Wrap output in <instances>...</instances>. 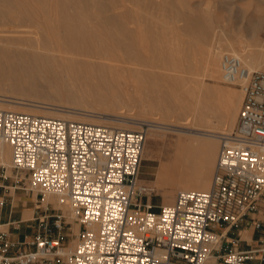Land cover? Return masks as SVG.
Returning a JSON list of instances; mask_svg holds the SVG:
<instances>
[{"label":"built area","instance_id":"1","mask_svg":"<svg viewBox=\"0 0 264 264\" xmlns=\"http://www.w3.org/2000/svg\"><path fill=\"white\" fill-rule=\"evenodd\" d=\"M221 68L225 83L247 81L236 128L221 141L210 190L180 191L170 206H154L155 187L140 180L149 122L126 130L0 110V150L11 147L16 182L24 175L25 190L42 203L63 199L76 215L70 222L49 203L21 241L1 231L0 264H262L264 239L220 255L217 229L238 226L264 201V71L228 53Z\"/></svg>","mask_w":264,"mask_h":264},{"label":"bare ground","instance_id":"2","mask_svg":"<svg viewBox=\"0 0 264 264\" xmlns=\"http://www.w3.org/2000/svg\"><path fill=\"white\" fill-rule=\"evenodd\" d=\"M212 1L197 7L188 4L183 11L179 9L182 3L175 5L174 0H0V110L126 130L158 113L161 117L151 119L150 127L178 135L170 146L174 161L162 168L159 182L166 191H209L221 138L213 134L216 121L211 116L221 115L226 133L231 131L240 108L234 98L241 100L244 95L207 87L203 79H223V55L244 60L241 50L245 47L239 37L221 38L224 24L211 13ZM137 2L146 9L137 12ZM153 6L166 12L165 19L150 13ZM181 22L179 33L190 40L179 52L164 29ZM253 57L264 68V47ZM174 80L175 86L171 85ZM189 83L194 91L192 102L180 103L173 91L181 95ZM239 83L247 81L235 84ZM196 88H200L198 93ZM7 97L55 107L34 103L18 107L17 102L2 99ZM128 107L138 110L137 117L117 112ZM81 109L96 115L74 111ZM201 137L209 139L203 149ZM11 158V147L4 145L0 166L9 169ZM166 193L171 205L172 196ZM49 203L70 218L76 216L63 199L46 195L43 204ZM29 216L26 212L25 217Z\"/></svg>","mask_w":264,"mask_h":264},{"label":"rangeland","instance_id":"3","mask_svg":"<svg viewBox=\"0 0 264 264\" xmlns=\"http://www.w3.org/2000/svg\"><path fill=\"white\" fill-rule=\"evenodd\" d=\"M157 1L161 3L164 0H157ZM174 1H175L174 2L175 5L179 6L180 3L183 4V5L181 4V6H179V9H181L183 11L188 10V6H187L188 4H190L194 7H197V6H200L201 3L206 2V0H181V1L180 0H174ZM212 2L213 3L211 6V13L213 14V16L215 17L216 20L220 19V20L224 21V22L221 21L222 24H224V29L223 28H221V29H223L225 31V32L222 31L220 33L221 38L224 40H227V39H230V40L234 39L235 40V38L239 37L238 39H241L245 44V47H243V49L241 50L242 51L241 53L243 54V59H244L243 61L245 63V66L248 65V67H251L254 71H264V68H261L260 63L258 61H256L255 58L253 57V54L257 50L264 47V0H213ZM137 4H138V2H137ZM141 4L139 3L138 6L135 7V9H137V12H140L142 10V8L146 9V7H144L143 4H142L143 5L142 6ZM150 13L153 14L154 17H157L161 20L165 19V16H166V12L163 9L157 8L156 6H153L152 8H150ZM217 16H219L220 18L219 17L216 18ZM170 26H171L170 28L168 27V29H164V34L166 33V36L173 40V42H171V46L173 48H175L176 51L179 49V52H180L181 48L182 47L184 48L187 45V43L190 40V37L188 38V36H185V33H184V35H183V33H179V32H181L179 30L182 29V27L184 26L183 22H181L177 25H170ZM176 26H177V28H176ZM181 34L184 37H186V39L183 36H181ZM164 46H166V44H164ZM246 49H248V50H246ZM252 51H255V52L253 53ZM258 65H260V66H258ZM170 68L173 69L172 67H170ZM173 72H174V70H173ZM203 82H204L205 86L211 87V88H213V87L217 88L224 93H227L230 90L232 92L235 91L237 94H240V93L243 94V85L241 83H239V84H228V83L224 82V79L220 78V80H219V79L211 78V77H204ZM171 85H173V86L177 85V80H174L173 82H171ZM188 86H189L188 90L183 92L181 95H179L173 91L172 96L177 97L180 103H191L192 102L191 100L193 99L192 93L194 91L192 90V87H191L192 84L191 83H189ZM199 89L200 88H196L197 93H198ZM162 90H165V87H163ZM243 98H244V96H243ZM243 98L240 100L239 97H235L234 101H233V103L237 102L236 104L240 105L239 112H240V109H241V106L243 103ZM2 99L12 101V102L13 101L17 102L18 104L17 103L16 104L10 103V102H4V103L10 104L13 106L16 105L18 107H30V106L23 105V103L24 104L25 103L26 104H33L34 103L33 105H42L44 107H53V108L55 107L52 105H48L50 103H45V104L39 103L38 104L36 102L18 100V99L9 98V97L2 98ZM138 104H140V103H138ZM57 105H67V104L66 103H57ZM72 111H73V109H72ZM74 111L86 113V114H90V115H96V114H93L94 113L93 111L88 110V112H87L85 109H81L80 111L79 110H74ZM123 111H124V113H123ZM127 111H128V113L129 112L130 113L128 114ZM117 112L123 113L124 114L123 116H127V117H130V116L135 117L136 114L139 113L136 108L134 110V107H130V108L128 107V108H125L123 110L121 109V110H118ZM132 113L135 115H133ZM112 117L113 116H110V119ZM159 117H161L160 114L154 113L152 115H149V117H147L145 119L142 118L140 120V122H149L151 119L159 118ZM211 117H212L211 119L213 122L216 121L214 123V124H216L215 129H214L215 133H213V134L214 135L219 134L218 136H221L220 141H219V154H220L222 139L224 137L232 134L234 129L236 128L237 124L235 125L234 129H232L229 132L227 131V133H228L227 134L225 127L223 126L222 116L221 115L220 116L212 115ZM138 119H140V117H138ZM105 120L103 119V121H105ZM83 123H87V122H83ZM115 126H116V124H115ZM133 126L134 127H131L132 129L138 128V127H136V126H138L137 124H135ZM177 138H178V135L176 133L155 131V130H153L152 127H150V130H149L148 135H147V142H146L144 157H143L142 166H141V170H140V180H141L142 184H147V185H150L152 187H155L156 194L154 195V197L152 199V203L156 207H159L162 205H164V206L170 205V203H168L167 199H166V194H167L166 192H170V195L172 196V200H173L171 205H174L177 194L180 191H183V189H181V188H175V189L169 188L166 191L164 189L166 187L165 184L164 183L161 184L159 182V176L161 174L162 168L164 166H170L172 164V162L174 161L175 151L173 149H170V146L172 143H174L177 140ZM205 138H207V137H201V139H199L200 140L199 145L201 146L202 149L207 144H209V139L208 138L205 139ZM219 154H218V157H219ZM11 162H12V158H11ZM217 162H218V159H217ZM216 165H217V163H216ZM1 169H3V170H1ZM215 170H216V167H215ZM3 174H6V176L8 177L7 180H4L2 178ZM214 174H215V171L213 172V175L211 178V183L213 181ZM16 177H17V173L15 171H13L12 166L9 167V169H8V167L0 168V196H2L3 194H7L9 196L8 197L9 202H8L7 206H5L4 209L6 211L7 210L9 211L12 208H14V210H17L20 212H25V213L30 212V216L25 217V215H24L23 219L24 220H32L34 218V214L38 213V212L39 213L42 212L46 208V206L42 203V196L37 197V195L35 196V193L29 192L28 190L24 189V183H26L27 177H25L24 175H19V183L16 182L17 181ZM21 178H23V179H21ZM2 186H6V187H8V189L6 190V189L2 188ZM53 208H55V206L52 204L50 206V209L52 210ZM155 211H157V209ZM63 213H64V211H63ZM73 218H75V217H72V218L68 217V219H69L68 221L72 222ZM74 227L76 229V225H74ZM7 229H8L7 227L1 228L2 231H6ZM69 240H71L73 245H75L77 243L76 241H73L72 238H69Z\"/></svg>","mask_w":264,"mask_h":264},{"label":"crops","instance_id":"4","mask_svg":"<svg viewBox=\"0 0 264 264\" xmlns=\"http://www.w3.org/2000/svg\"><path fill=\"white\" fill-rule=\"evenodd\" d=\"M4 196H7V203L5 205L7 206L9 196L3 194L0 196V199L4 198ZM5 206H0V232L2 231L1 228L7 227L11 239L14 241H21L24 235L32 233L28 228V222L31 220L23 219L25 212L14 210V208L6 211L4 209ZM14 221L21 223V228L19 230L14 229L12 225ZM257 222H264V201L262 202L259 212L250 215L248 219L240 223L238 226L230 228L223 226L217 229L218 233L225 232V239L223 241V248L220 255L234 249L238 251H248L251 248L256 247L258 243L264 239V228L257 230L255 227ZM260 258L263 259L262 264H264V256H261Z\"/></svg>","mask_w":264,"mask_h":264}]
</instances>
